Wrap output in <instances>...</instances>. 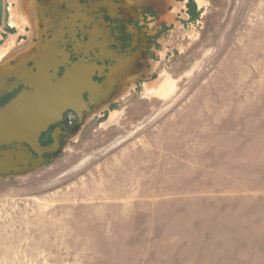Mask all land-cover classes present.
I'll use <instances>...</instances> for the list:
<instances>
[{
	"label": "rangeland",
	"instance_id": "rangeland-1",
	"mask_svg": "<svg viewBox=\"0 0 264 264\" xmlns=\"http://www.w3.org/2000/svg\"><path fill=\"white\" fill-rule=\"evenodd\" d=\"M193 15L143 26L161 33L141 81L174 79L171 95L138 82L48 163L0 178V264H264V0Z\"/></svg>",
	"mask_w": 264,
	"mask_h": 264
},
{
	"label": "flooded vegetation",
	"instance_id": "flooded-vegetation-1",
	"mask_svg": "<svg viewBox=\"0 0 264 264\" xmlns=\"http://www.w3.org/2000/svg\"><path fill=\"white\" fill-rule=\"evenodd\" d=\"M118 1L20 0L19 6L11 5L17 9L14 24L9 23V28L1 34L5 19L3 0L0 36L6 33L15 36V44L10 49L7 44H0V108L26 93V101L32 104L30 107L36 104L40 113L31 114V121L23 129L35 137L38 135L37 142L34 145L27 141L2 143L0 160L13 152L15 167L23 169L25 166L30 171L44 162L48 163L50 156L64 150L67 138L71 139V135L78 133L89 117L109 108L112 111L127 89L138 82L144 83L141 79L151 69L153 59L150 56L153 50L158 49L161 33L157 30L150 37L148 32H143L148 20L159 22L157 27L160 29L168 27L165 22L169 19L185 25L183 14L192 19L193 9L206 3V0H141L132 14L127 15L121 1ZM114 10L123 14V18L116 15ZM163 21L164 24L160 26ZM127 22L138 33V47L141 48L133 49V52L138 49L137 58L134 54L125 55L131 52L127 42L132 38ZM18 23L22 24L19 26L21 30L14 29ZM22 38L25 42L17 46L16 41ZM152 46L155 48L152 49ZM174 82L169 77L145 82L144 93L157 96V92L162 90L158 87L165 89ZM119 87L123 90L114 94L115 99L108 107L97 111V106L104 101V95L112 94ZM71 96L81 102L76 107L78 110L73 108L76 103H71ZM42 101L50 104L51 108L56 106L55 115L66 102L67 105L46 129L39 132L44 114ZM49 148L54 153L46 151Z\"/></svg>",
	"mask_w": 264,
	"mask_h": 264
},
{
	"label": "water",
	"instance_id": "water-1",
	"mask_svg": "<svg viewBox=\"0 0 264 264\" xmlns=\"http://www.w3.org/2000/svg\"><path fill=\"white\" fill-rule=\"evenodd\" d=\"M2 11H3V0H0V25H1V19H2ZM26 96H28L26 93H23L19 95L16 99H14L11 103H9L7 106L0 108V144L2 143H10L14 141H27L29 144L34 145L37 142V136H34V134H29L28 131L23 130L27 126L31 119V114L40 113L39 108L36 107V104L34 106L30 107L32 104L26 101ZM43 102L44 107V114L40 120V126H39V132L41 130H44L48 127V124L53 120V118L58 117L62 111L67 105H63V108L61 110H58V114L55 115V108L48 104L46 101ZM76 103V106L73 108H76L81 104V102L73 98L71 96V103ZM36 103V102H35ZM71 107V105H70ZM78 110V108H76ZM46 151L49 153H54L53 149L49 148ZM26 153V152H25ZM23 153L22 156H26V154ZM40 154H43V152H39ZM13 152L10 154H6L5 157H2L0 160V178L5 177H11L16 176L18 173H21L23 171L29 172V169H26L24 166L23 169H18L17 166L15 167V162L12 160ZM32 171V170H31ZM30 171V172H31Z\"/></svg>",
	"mask_w": 264,
	"mask_h": 264
},
{
	"label": "bare ground",
	"instance_id": "bare-ground-1",
	"mask_svg": "<svg viewBox=\"0 0 264 264\" xmlns=\"http://www.w3.org/2000/svg\"><path fill=\"white\" fill-rule=\"evenodd\" d=\"M127 2H123V4L125 5L124 6V8L126 9V11H127V15H131L132 14V10L134 9V8H136V7H138L139 5V2H141V0H133V4L132 5H130V3H131V0H126ZM136 1V2H135ZM147 0H144V2H146ZM122 4V5H123ZM171 87H172V91H174V89H175V82L174 83H172L171 85H170ZM158 87V86H157ZM169 88V86L167 87V88H165V89H163V87H158L157 89H162V90H160L159 92H157V96H159L160 98H166L167 96H165V95H163V94H168V95H171V92L170 93H168L167 91V89ZM123 90V88L121 87H119V89H115L114 90V92L112 93V94H108V93H106L104 96H105V98H104V101H102V102H100V105H98L97 107V111H100V109L102 110L103 108H107L108 107V105L111 103V101L112 100H114L115 99V97H114V94L116 93V92H118V94L121 92ZM161 92V93H160ZM119 116V113L118 112H112L111 113V115H110V121H115L116 119H117V117ZM27 172L26 171H23V172H21V173H18V175L19 174H22V175H25Z\"/></svg>",
	"mask_w": 264,
	"mask_h": 264
}]
</instances>
